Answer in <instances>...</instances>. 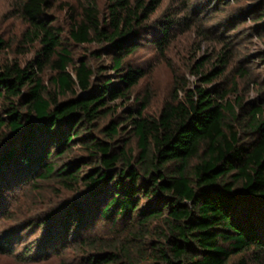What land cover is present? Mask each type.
Returning a JSON list of instances; mask_svg holds the SVG:
<instances>
[{
    "label": "trees",
    "instance_id": "trees-1",
    "mask_svg": "<svg viewBox=\"0 0 264 264\" xmlns=\"http://www.w3.org/2000/svg\"><path fill=\"white\" fill-rule=\"evenodd\" d=\"M57 1H17L20 41L40 47L25 64L0 60V180L11 163L33 188L46 181L79 194L59 206L44 240H73L81 264H264V112L231 101L228 53L207 71L206 60L191 68L198 84L175 75L160 112L147 115L148 98L123 107L146 73L128 59L148 34L164 51L177 21H151L162 0L70 5L66 37L49 13ZM82 44L99 47L76 61ZM90 213L111 224L110 236H79Z\"/></svg>",
    "mask_w": 264,
    "mask_h": 264
},
{
    "label": "rangeland",
    "instance_id": "rangeland-1",
    "mask_svg": "<svg viewBox=\"0 0 264 264\" xmlns=\"http://www.w3.org/2000/svg\"><path fill=\"white\" fill-rule=\"evenodd\" d=\"M17 1L0 0V34L7 43L0 48V60L17 59L25 64L32 60L40 44L29 46L20 41L27 26L16 9ZM63 1L67 5L61 4ZM83 1L59 0L49 11L53 23L63 28V37L70 27L68 6L80 12ZM107 1L97 0L98 6L105 10ZM163 15L177 21L170 27V40L161 53L148 42L152 39L148 34L140 49L131 54L129 65L146 73L133 85L131 99L123 107L148 98L149 107L145 113L157 115L170 97L175 75H184L190 85L198 84L199 78L191 68L206 60L202 70L207 71L224 51L229 55L226 85L233 81L237 86L230 95L231 101L241 98L248 109L259 105L264 112V0H162L151 15V21ZM98 47V44L73 45L72 50L78 61L83 55L90 57ZM100 61L108 65L110 58L104 56ZM106 72L117 79L115 72ZM54 73L49 67L43 73L48 86L52 84L50 78ZM5 141L3 138L0 142L1 149ZM13 167L11 163L5 165L6 173L0 180V243L7 242L0 250V264H81L83 251L73 240L60 247L44 240L47 229L62 220L59 206L79 194L59 191L53 182L46 181H38L39 185L33 188L29 180H24L26 171ZM10 183L15 184L10 186ZM53 209H58L55 222L44 224ZM88 220V226L79 231V236L112 234L109 222L98 219L93 213ZM60 233L64 234L62 228L57 230V234Z\"/></svg>",
    "mask_w": 264,
    "mask_h": 264
}]
</instances>
